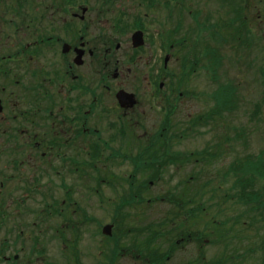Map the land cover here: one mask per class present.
Here are the masks:
<instances>
[{
  "label": "flooded vegetation",
  "instance_id": "1",
  "mask_svg": "<svg viewBox=\"0 0 264 264\" xmlns=\"http://www.w3.org/2000/svg\"><path fill=\"white\" fill-rule=\"evenodd\" d=\"M112 1L67 5V0H40L45 5L35 7L31 0L34 13L14 0H0V264H67L61 261L63 253L56 262L49 248L35 246L36 232L40 239L48 234L35 227L51 216L44 207L36 213L31 205L35 193L49 186L51 171L60 174L68 168L75 173L87 166L84 158H91L96 168L100 158L106 165L114 156L112 147L118 158L130 161L128 138L143 125L137 114L145 124L177 125L180 96L186 97L179 84L191 77L194 60L188 39L180 41L173 30L159 34L157 16L160 30L150 37L153 24L143 14L131 15L124 8L119 15H108ZM156 3L149 0L145 9L164 10L168 19H175L177 0L166 6ZM235 8L236 26L258 45V34L264 38V0H236ZM136 31L142 34L135 36ZM122 89L131 96L119 94ZM40 194L45 204L46 194ZM11 203L18 213L5 216L3 206ZM27 232L28 245L20 240ZM58 232L49 239L62 241L65 234ZM113 246L111 241V254Z\"/></svg>",
  "mask_w": 264,
  "mask_h": 264
},
{
  "label": "rangeland",
  "instance_id": "2",
  "mask_svg": "<svg viewBox=\"0 0 264 264\" xmlns=\"http://www.w3.org/2000/svg\"><path fill=\"white\" fill-rule=\"evenodd\" d=\"M25 1L14 0L15 3H18L19 8L37 12L31 6V0L29 3ZM32 1L35 3V7L45 5V3L39 4L40 0ZM72 1L77 3L82 0H67V5ZM140 1L113 0L112 6L114 7L108 15H119L120 11L126 8L131 15L143 14L153 24L148 31L150 37H155V34H158L156 28L160 30V27L156 25L161 23L163 32L159 34L167 35L173 30L179 39L182 37L188 39L186 43L190 49L192 43L195 44L198 55L195 57L192 55L194 60L197 59L193 63V68L196 70L191 71V77L185 80L186 85L183 88L194 92L196 96L180 98L178 122L174 129L180 136H173L172 142L175 149L188 151L203 150L207 147L208 152L201 157H192L182 164L175 162L169 165L167 172L162 174L164 178L151 181V184L145 187L147 190L143 195L146 198L139 200L131 197L129 180L123 178L124 176L125 179L130 178L129 176L134 170L130 161H125L122 164L108 162L107 165L99 163L97 168L93 164L91 167H84L89 171L84 168L77 171L80 173L69 172L68 168L64 173H60L61 175L51 171L49 186L45 189L41 188L40 191L46 194L45 203L54 201L55 207H62L64 213L54 212L50 215L49 222L35 227L36 231H48L47 235L41 236L40 245L49 248L50 259L56 262L60 260L59 257L56 258L58 253H63L61 261L67 263L70 260L73 264H75L74 257H80L83 264H95L99 261H101L99 264L102 262L109 264L112 259H114L112 264H149L144 262V258L139 253L142 246L147 245V237L152 234L150 233L151 228L159 229L161 227L156 222L166 221L162 225L165 230L182 222V227L186 231L195 233L197 230L207 232L209 227L205 226V220L213 218L218 221H228L227 226L225 225V228H230L228 234L225 229L224 236H219L215 231L206 241L200 242L193 239L192 244H188V241L185 240L181 241L178 249L173 250V255L166 261V264H260L257 258L260 250L252 251L251 248L257 247L264 238V207L252 209V205L242 203L237 194L240 192L241 185H233L234 176H230L226 181L221 176L233 163L235 164L239 159L247 158L249 154L258 155L262 152L264 156V107L262 110L255 109L256 103L264 98V38L258 34L262 37H258V45L250 43L249 38L246 41L248 45L236 44L234 40H230L228 43L215 40L218 37V32L225 35L226 32L234 31V27L225 24L230 22L235 24L234 20H230L237 10L235 8L236 0H177L178 10H176L175 19L170 17L168 19L164 10L160 9L161 11L158 10L157 13L145 9L146 6H150L148 5L149 0H142L145 2L143 5H139ZM156 1L158 7L160 3L161 6H166V3L170 4L171 0ZM156 16L160 17L158 18L160 23L155 21ZM177 26L179 30L175 32L174 29ZM134 28L136 27H131L132 30ZM213 29L218 32H211ZM257 30L256 27L254 31L257 32ZM123 31L119 33L117 30H111L116 33V36L124 34ZM258 32L261 33L260 30ZM206 40L210 43L206 44ZM209 46L219 49L218 59L216 56L212 58L213 54ZM180 47H182L181 44H179V55H177L179 61L182 55ZM211 59H217L213 62V67H211ZM206 62L208 68L204 69L203 64ZM213 68H215V72L212 70ZM225 84L235 86L233 101L226 100L227 97L223 98L220 86ZM220 100L223 103L219 110ZM232 102L234 103L232 110L226 109L225 103L228 105ZM208 110H211L212 113H209L203 122L193 123L195 116L208 112ZM137 115L143 125L140 123L137 127L135 126L136 137L140 136L144 141H147L159 127L155 124H145L140 115ZM183 131L185 132L182 133ZM132 138L133 135L128 138L131 151L137 150L138 143H134L136 138L131 143ZM208 159L211 162L210 165L206 164L205 160ZM5 160L7 159L3 161L6 162ZM98 169L101 170V174H108L109 170H114L119 176L117 180H114L118 186L106 180L99 182ZM149 176L147 171L142 170V173H138L134 179L143 181ZM63 181L70 187L62 184ZM263 185L264 178H257L252 187L261 189ZM67 189L73 198L72 204H68L70 201ZM199 190L200 193L196 195ZM40 193H35L36 201L31 205L36 211H40L44 205ZM170 193H174L176 197L177 195L182 197L183 200L193 198L192 202L186 201L184 210L199 206L201 195L205 199L211 195L213 197L208 202L209 209L203 211L197 209L176 216L179 208L176 202L167 196ZM234 193H236V198L227 196V194ZM123 195H126V199L129 200L121 209L126 218L116 219L117 226L114 237L110 240L101 232V227L104 224L112 223L114 217L118 216L116 205ZM161 195H165L167 199L147 201L149 197L155 198ZM65 198L68 199L61 205V201ZM8 203H10L9 200L6 204ZM75 205L80 207L74 209ZM45 207L50 209L47 204ZM3 208H5V216L18 213V207L13 203L4 205ZM45 214L47 215V211ZM175 217L176 220H173ZM67 219L73 220L75 223L69 222ZM56 228L59 230L58 233L65 234L62 241L49 239L50 233H54ZM29 234L27 232L24 237L20 238L26 245L29 244L27 238ZM35 235L37 237V232ZM174 235L175 233H167L151 243L155 247L160 243L161 248L166 249L171 242L169 239ZM66 239L68 240L66 241ZM117 240L120 242L118 245L120 251L118 255L113 252L112 256L109 252L110 243L112 241L115 245ZM19 246H24L22 241ZM143 253L149 254L150 251L147 250Z\"/></svg>",
  "mask_w": 264,
  "mask_h": 264
},
{
  "label": "trees",
  "instance_id": "3",
  "mask_svg": "<svg viewBox=\"0 0 264 264\" xmlns=\"http://www.w3.org/2000/svg\"><path fill=\"white\" fill-rule=\"evenodd\" d=\"M234 19H231V21H233ZM232 22L227 23L226 25L231 26ZM238 31V32H237ZM213 33H215L213 31ZM236 33H238L237 35L243 36V30L241 31L240 29H236ZM193 44V43H192ZM190 53H192L194 56H197L198 51L197 48L195 47V44H193V46L191 45V49ZM210 51L213 54L212 58H214V56L217 57L218 59V53L216 51L215 47H210ZM211 59V67H213V62L216 61ZM215 72V68L212 69ZM222 95L223 98L227 97L226 100H232L233 95H234V87L233 85H224L222 86ZM218 103V109L221 106V104L223 103L222 100H220ZM261 102H259L260 104ZM229 106V105H228ZM196 118V117H195ZM194 118V119H195ZM193 119V120H194ZM193 123H195L193 121ZM168 131H170V127L168 128ZM174 133L172 134H168V132H166V130L160 129L157 133V139L154 141V139H149L147 143L143 144L140 143L139 148H140V153H138L137 155L134 156V154L130 155L131 161L135 164L136 167H140L142 165L144 166H150L151 165H155L157 166V162L160 161H168V160H174L173 158H170L171 155H167V150L170 148V140L173 137ZM144 145H146L144 147ZM171 148L169 149L170 152ZM180 152V151H179ZM208 149H204V150H194V151H189L187 153H185V155H182L180 157V159L182 160V158H185V160H190V158L192 157H201L203 154H207ZM247 159V160H245ZM245 159H239L237 160V162L234 164H232L224 173L223 176H221V178L223 177V180L225 179L228 180L230 176H234V186H238L241 185V189L240 192L237 193L239 196V200L242 201V203L244 204H250L252 205V209L256 208H260V207H264V185L261 189H256L255 187H252L255 185V179L257 178H264V156L262 154V152H260L258 155H251L249 154L247 156V158ZM207 165H210V160H206ZM156 168H160L159 166H157ZM147 185V182L145 183V186ZM251 188V189H250ZM144 191V188H142L141 186L138 187V189H136L135 187H131L130 189V195L131 197L135 198V200H138L139 197L142 195V192ZM200 190L196 193L199 194ZM181 195V194H180ZM231 196L232 198H236V193L230 195L227 194V196ZM196 197V196H195ZM201 200H200V204L199 206L196 205L195 208L191 207L190 211H194L197 209L200 210H204V209H209V205L208 202L210 200H212L213 195H211L209 198H204L203 195L200 196ZM131 198V199H132ZM134 200V201H135ZM129 200L126 199V196H124V199L122 202H120L119 204H117V209H116V214H124L122 213L121 209L123 206L126 205V203ZM186 201H193L190 200V198H187L186 200H183L182 197H178L177 195V203L180 209L179 212H177L176 214H181L184 208V205L186 203ZM188 213V212H187ZM195 213V212H194ZM200 218L203 219V217L199 216ZM205 220V219H204ZM239 220V219H237ZM73 223H75L72 220ZM228 221L227 220H223V221H218V220H214L213 218H209L205 220V226L209 227V230L207 232L201 231V230H197V232L193 233V236L195 237L196 240L204 241V239L210 237L213 233L218 232L219 236H224L225 235V229L228 231L230 228H225V225L227 226ZM175 229L177 230H181L179 227H176ZM184 233H186L184 231ZM226 234V235H227ZM205 235V237H204ZM220 239V237H218ZM153 239V238H152ZM146 249L151 251V245H147ZM252 251H257L260 250V252L258 253L257 258L260 261V264H264V238L262 239V242L259 243V245H257V247H252L251 248ZM153 253H156L158 251H151ZM153 253H149L148 255L151 257V259L153 260V262L155 263H160L161 261H165V257H166V253H162V254H158V256L156 254ZM221 261V260H220ZM219 262V261H218ZM153 263V264H155Z\"/></svg>",
  "mask_w": 264,
  "mask_h": 264
},
{
  "label": "water",
  "instance_id": "4",
  "mask_svg": "<svg viewBox=\"0 0 264 264\" xmlns=\"http://www.w3.org/2000/svg\"><path fill=\"white\" fill-rule=\"evenodd\" d=\"M137 34H141V32H140V31H137V32L135 33V36H136ZM121 92H125V91L122 90V91L119 92V94H120ZM125 93H126V92H125ZM126 94H127V93H126ZM112 227H113L112 224H108V225H106V226L104 227V231H105L106 233H108V234H111V233H112Z\"/></svg>",
  "mask_w": 264,
  "mask_h": 264
}]
</instances>
